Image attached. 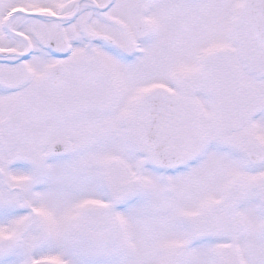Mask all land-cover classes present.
Masks as SVG:
<instances>
[{
  "label": "snow or ice",
  "instance_id": "obj_1",
  "mask_svg": "<svg viewBox=\"0 0 264 264\" xmlns=\"http://www.w3.org/2000/svg\"><path fill=\"white\" fill-rule=\"evenodd\" d=\"M0 264H264V0H0Z\"/></svg>",
  "mask_w": 264,
  "mask_h": 264
}]
</instances>
